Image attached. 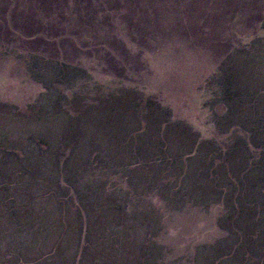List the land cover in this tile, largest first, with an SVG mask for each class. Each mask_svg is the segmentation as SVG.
<instances>
[{
	"label": "rangeland",
	"instance_id": "1",
	"mask_svg": "<svg viewBox=\"0 0 264 264\" xmlns=\"http://www.w3.org/2000/svg\"><path fill=\"white\" fill-rule=\"evenodd\" d=\"M0 264H264V0H0Z\"/></svg>",
	"mask_w": 264,
	"mask_h": 264
}]
</instances>
